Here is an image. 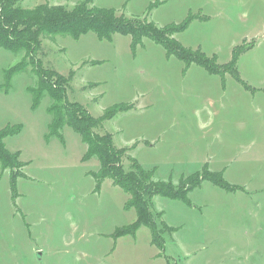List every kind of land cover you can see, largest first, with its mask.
Wrapping results in <instances>:
<instances>
[{
    "label": "rangeland",
    "instance_id": "1",
    "mask_svg": "<svg viewBox=\"0 0 264 264\" xmlns=\"http://www.w3.org/2000/svg\"><path fill=\"white\" fill-rule=\"evenodd\" d=\"M83 1L18 5L71 9ZM93 3L160 28L194 16L174 38L201 47L219 65H227L237 47H251L238 63L250 90L231 75L222 81L196 66L182 75L184 62L148 39L133 49L132 38L122 34L109 41L94 33L76 40L45 36L38 54L44 68L69 80V102L92 116L119 105L133 108L95 130L128 149L124 166L137 161L155 170V181L177 187L186 178L222 173L242 190L227 192L203 181L188 195L189 204L157 196L154 211L175 229L166 235L164 251L151 244L147 227L116 239L118 230L137 219L126 208L129 196L111 180L96 188L99 161L84 158L87 145L70 126L62 139L46 138L50 99L31 108L28 87L37 82L31 66L12 80L9 93L0 91V131L21 124L22 131L4 142L24 165L16 193L9 169L0 166V264H264V0ZM21 59L0 50V85L3 70Z\"/></svg>",
    "mask_w": 264,
    "mask_h": 264
},
{
    "label": "trees",
    "instance_id": "2",
    "mask_svg": "<svg viewBox=\"0 0 264 264\" xmlns=\"http://www.w3.org/2000/svg\"><path fill=\"white\" fill-rule=\"evenodd\" d=\"M22 0H0V50L18 54L22 59L13 67L3 70V83L0 91L9 93L12 80L19 74L26 73L33 66L32 73L36 76V83L29 88L32 97L31 108H37L47 97L50 104L47 107L50 121L46 138L62 139V131L70 126L87 145L86 160L96 157L99 161V171L94 172L96 188L100 189L105 180L119 187L129 198L127 209H133L137 219L131 225L115 233V238L136 235L142 227L151 230V244L161 251L165 249L166 235H172L174 228L169 227L162 212L154 211V200L157 196L168 200L180 201L189 204L188 195L203 181L212 182L215 186L227 191H240L242 188L230 185L223 178V174L210 173L196 175L183 180L177 187L173 183L155 181V170L146 169L137 161L124 166L127 148L118 149L111 134H98L95 130L104 122L114 119L123 112L131 111V106H117L109 109L101 116L95 117L81 104L71 103L68 100L67 90L69 80L58 72L44 68L38 54L45 36H68L79 39L88 33H94L102 40H111L114 35H125L132 38L133 49L141 44L143 39L153 41L162 47L168 56L175 57L185 63L188 69L192 65L200 66L210 75H231L246 89L249 86L242 80L239 73V58L247 49L237 47L227 65H219L215 56L209 57L201 49L194 50L179 43L174 38L182 34L196 19L189 16L179 25L158 27L153 21L141 18H127L123 14L118 16L113 9H102L94 6L93 0H84L74 8L65 6L39 5L35 8L24 9L18 5ZM27 88V89H28ZM21 124L14 128L0 131V166L9 169L10 187L17 192V182L24 176L19 153H11L4 140L15 136L22 131Z\"/></svg>",
    "mask_w": 264,
    "mask_h": 264
},
{
    "label": "crops",
    "instance_id": "3",
    "mask_svg": "<svg viewBox=\"0 0 264 264\" xmlns=\"http://www.w3.org/2000/svg\"><path fill=\"white\" fill-rule=\"evenodd\" d=\"M190 13H191V12H190ZM203 21H204V20H203ZM180 35H181V34H180ZM189 48H190V47H189ZM198 48H201V47H197V49H198ZM192 49H193V48H192ZM197 49H196V50H197ZM194 66H196V65H192V66H190L188 69L185 68L186 71H184V69H183V71H182V75H186L187 72H189ZM196 67H199V68L203 69V68L200 67V66H196ZM203 71H206V70L203 69ZM206 72H207V71H206ZM206 72H204V73H205L206 75H208L209 73L207 72V73H208V74H207ZM208 76H212V77H213V76H217V77H220L222 81H225V79H224L222 76H218V75H210V74H209ZM231 77H232V76H231ZM232 78H233V77H232ZM233 79H234V78H233Z\"/></svg>",
    "mask_w": 264,
    "mask_h": 264
}]
</instances>
